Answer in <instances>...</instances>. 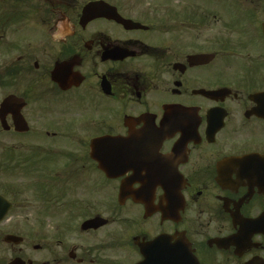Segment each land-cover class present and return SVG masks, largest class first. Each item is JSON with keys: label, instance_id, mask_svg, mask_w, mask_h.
<instances>
[{"label": "flooded vegetation", "instance_id": "obj_1", "mask_svg": "<svg viewBox=\"0 0 264 264\" xmlns=\"http://www.w3.org/2000/svg\"><path fill=\"white\" fill-rule=\"evenodd\" d=\"M0 264H264V0H0Z\"/></svg>", "mask_w": 264, "mask_h": 264}, {"label": "water", "instance_id": "obj_2", "mask_svg": "<svg viewBox=\"0 0 264 264\" xmlns=\"http://www.w3.org/2000/svg\"><path fill=\"white\" fill-rule=\"evenodd\" d=\"M103 4L101 3H91L89 5H87L83 11V16L86 18H91V16L93 17H98V16H102L104 13L110 14L111 12L104 10L103 8ZM92 17V18H93ZM113 18H115V20L122 22L124 24H128L129 22H125L123 19L121 18H116L113 16Z\"/></svg>", "mask_w": 264, "mask_h": 264}]
</instances>
